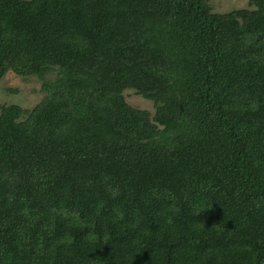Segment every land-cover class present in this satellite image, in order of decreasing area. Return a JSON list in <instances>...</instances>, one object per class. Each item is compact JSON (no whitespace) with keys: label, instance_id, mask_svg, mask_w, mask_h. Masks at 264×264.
Listing matches in <instances>:
<instances>
[{"label":"trees","instance_id":"trees-1","mask_svg":"<svg viewBox=\"0 0 264 264\" xmlns=\"http://www.w3.org/2000/svg\"><path fill=\"white\" fill-rule=\"evenodd\" d=\"M247 4L0 0V77L41 94L0 103V264H264V0Z\"/></svg>","mask_w":264,"mask_h":264},{"label":"rangeland","instance_id":"rangeland-1","mask_svg":"<svg viewBox=\"0 0 264 264\" xmlns=\"http://www.w3.org/2000/svg\"><path fill=\"white\" fill-rule=\"evenodd\" d=\"M210 11L224 12L233 8L251 7L247 0H207ZM55 71L45 73V77H54ZM40 79L35 75L21 76L7 71L0 77V103H17L22 107L32 106L41 96L39 92ZM124 100L136 107L153 109L152 101L135 94L132 89L123 90Z\"/></svg>","mask_w":264,"mask_h":264}]
</instances>
